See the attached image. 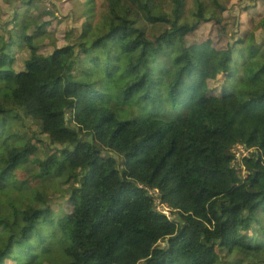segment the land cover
<instances>
[{"label":"trees","instance_id":"16d2710c","mask_svg":"<svg viewBox=\"0 0 264 264\" xmlns=\"http://www.w3.org/2000/svg\"><path fill=\"white\" fill-rule=\"evenodd\" d=\"M72 1L81 33L56 44L34 2L7 20L0 0V264H60V240L70 264H264L262 44H227L221 86L179 100L190 36L228 34L223 0H192L190 17L186 0H99V21L96 0ZM57 184L71 194L54 206Z\"/></svg>","mask_w":264,"mask_h":264},{"label":"rangeland","instance_id":"374dc122","mask_svg":"<svg viewBox=\"0 0 264 264\" xmlns=\"http://www.w3.org/2000/svg\"><path fill=\"white\" fill-rule=\"evenodd\" d=\"M230 10L227 16L230 17L229 20V30L228 34L221 35L220 40L210 39L208 33L212 25L208 24L196 30V34L191 35L190 39L187 41L189 52L197 59L195 68L192 70L190 75H185L182 78L181 86L179 90V100H186L189 97L204 98L207 95L214 93L219 86H221V76L223 74L222 61L224 56V49L227 44H233L237 39H243L246 35L244 48L245 53L248 57H255L256 50L255 47L258 45L263 46L264 49V23L259 26L258 22L260 17L264 12V1H251V0H223ZM34 2L32 5L33 10L37 15L43 18L46 22L52 23V35L51 40L55 41L56 44L60 43L64 36L70 40H76V38L81 33V20L83 17L84 8L78 6L72 0H9V6L5 8L6 19L12 18L13 9L18 7L21 3ZM249 6L253 7L255 15L249 16L243 13V8ZM69 7L73 9L71 12L67 11L65 8ZM104 5L96 0L95 2V20L99 21V16L103 13ZM195 10V6L192 0H186V17H190L192 12ZM52 16L57 19L52 20ZM260 16V17H259ZM62 22V32L56 31L57 21ZM40 131V130H39ZM36 129L31 130V135L37 140H42L45 144L50 145V141L45 137L40 135V132ZM83 138H90L88 136H83ZM54 149V146L50 147ZM44 150H48L45 146ZM234 150V149H233ZM231 150V151H233ZM104 154L113 157L119 164L122 161V157L103 152ZM41 153L35 155L33 163H38L41 159ZM24 162H31L28 157L24 159ZM54 192H60L61 194L54 197L53 204L57 206L63 199L70 196V189H65L59 184L54 185ZM60 196V197H59ZM62 197V198H61ZM166 207L165 212L169 218H176L178 225H181V220L176 216V212L172 210L169 206L163 203ZM68 243L64 240H60V244L57 247L60 256V264H70L71 261L65 255L64 251L68 247ZM166 245L165 242H160L157 248H162ZM156 250L153 251L155 255Z\"/></svg>","mask_w":264,"mask_h":264},{"label":"built area","instance_id":"2783aa9c","mask_svg":"<svg viewBox=\"0 0 264 264\" xmlns=\"http://www.w3.org/2000/svg\"><path fill=\"white\" fill-rule=\"evenodd\" d=\"M251 151L244 149L242 146H236L232 151V154L236 155V158H247ZM147 194L153 198L154 208L157 212L166 216L170 221H175V218H169L167 212H165L166 207L163 206L159 198V193L157 190L146 189Z\"/></svg>","mask_w":264,"mask_h":264},{"label":"clouds","instance_id":"9594fccd","mask_svg":"<svg viewBox=\"0 0 264 264\" xmlns=\"http://www.w3.org/2000/svg\"><path fill=\"white\" fill-rule=\"evenodd\" d=\"M147 188L144 189V191L147 193ZM150 190H155V189H150ZM148 195V194H147ZM151 197V196H150ZM159 198H160V195H159ZM152 201H153V198L151 197ZM163 204V203H162ZM153 206H154V202H153ZM166 217V216H165ZM175 222H177V219L175 218Z\"/></svg>","mask_w":264,"mask_h":264}]
</instances>
